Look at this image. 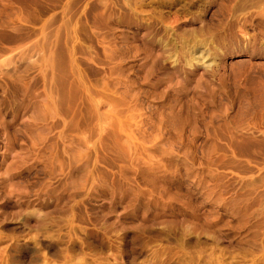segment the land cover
Listing matches in <instances>:
<instances>
[{
  "label": "rangeland",
  "instance_id": "rangeland-1",
  "mask_svg": "<svg viewBox=\"0 0 264 264\" xmlns=\"http://www.w3.org/2000/svg\"><path fill=\"white\" fill-rule=\"evenodd\" d=\"M0 264H264V0H0Z\"/></svg>",
  "mask_w": 264,
  "mask_h": 264
}]
</instances>
